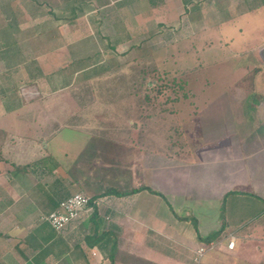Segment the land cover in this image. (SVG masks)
Instances as JSON below:
<instances>
[{
	"label": "crops",
	"instance_id": "obj_1",
	"mask_svg": "<svg viewBox=\"0 0 264 264\" xmlns=\"http://www.w3.org/2000/svg\"><path fill=\"white\" fill-rule=\"evenodd\" d=\"M48 52L51 68L53 48ZM263 52L264 46L252 53L257 64L242 69L234 84H212L209 98L192 100L193 130L189 122L183 128L185 143L192 147L174 171L167 156L155 163L150 153L136 150V159L132 156L128 167L119 168L124 175L115 181L119 194H95L98 218L91 219L89 212L61 233L28 225L27 218L40 216L44 208L53 210L76 193L74 185H83L72 173H59L56 160L73 168L79 157L95 155L105 141L72 128L59 131L56 124L53 131L63 105L53 92L70 84H53V70L39 59L50 83L32 88H39L44 99L18 100L13 107L9 96L0 97V129L8 136L2 152L8 153L5 159L12 158L0 160V264H198L196 250L209 242L216 248L199 264L264 262ZM26 112L32 116L24 119ZM40 115L51 118L50 128L30 122ZM100 182L95 184L99 189ZM135 188L150 190L123 195ZM180 216L193 218L196 226ZM216 231L220 234L209 240ZM5 235L19 237V257L4 256ZM92 235L97 243L91 246ZM231 235L236 238L233 250L227 248Z\"/></svg>",
	"mask_w": 264,
	"mask_h": 264
},
{
	"label": "rangeland",
	"instance_id": "obj_2",
	"mask_svg": "<svg viewBox=\"0 0 264 264\" xmlns=\"http://www.w3.org/2000/svg\"><path fill=\"white\" fill-rule=\"evenodd\" d=\"M262 46L264 0H0V97L9 96L13 107L44 99L32 88L50 83L39 59L53 70V84H70L53 92L63 104L53 131L55 124L59 131L72 128L102 139L104 147L70 169L53 160L59 173L83 181L73 184L74 192L95 197L118 189L119 168L136 159V150L155 163L167 156L174 171L192 147L183 134L184 124L193 123L192 100L209 98L212 84H234L242 69L257 64L252 53ZM50 120L40 115L30 122L45 130ZM7 139V133L0 138L3 149ZM50 210L27 218L28 225L51 231L44 221ZM17 237H4V256L19 257Z\"/></svg>",
	"mask_w": 264,
	"mask_h": 264
},
{
	"label": "built area",
	"instance_id": "obj_3",
	"mask_svg": "<svg viewBox=\"0 0 264 264\" xmlns=\"http://www.w3.org/2000/svg\"><path fill=\"white\" fill-rule=\"evenodd\" d=\"M91 197L84 192L73 193L70 197L60 202L58 207L44 217L52 229L61 233L71 225L83 218L86 212L92 211L90 206ZM216 243L209 242L202 244L196 250L195 262L200 263L202 258L210 251L216 248ZM236 245L235 236L231 235L227 243V248L233 250Z\"/></svg>",
	"mask_w": 264,
	"mask_h": 264
},
{
	"label": "trees",
	"instance_id": "obj_4",
	"mask_svg": "<svg viewBox=\"0 0 264 264\" xmlns=\"http://www.w3.org/2000/svg\"><path fill=\"white\" fill-rule=\"evenodd\" d=\"M57 127V126H56ZM58 128V127H57ZM5 136H6V132L5 131H3V130H1L0 129V138L3 140L4 138H5ZM2 142H1V140H0V160H4L3 159V157H2V149H3V146H2V144H1ZM142 189H149V188H135V189H133L131 192H126V193H124L123 195H125V194H129V193H135V192H137V191H140V190H142ZM150 190V189H149ZM116 194H119V192H116V190L115 189H111V188H109L108 190H106V191H104L102 194H101V196H105V195H116ZM96 196L95 197H91V202H90V206L93 208V213H92V215H91V219H97L98 218V216H97V206H96ZM60 203H58V205H59ZM58 205L54 208V209H56L57 207H58ZM53 209V210H54ZM53 210H51V211H53ZM51 211H49L48 212V214L51 212ZM93 217V218H92ZM178 219H180V220H188V221H192V223L196 226V222L193 220V218H190V217H182V216H180V217H178ZM47 223V222H46ZM98 225H99V223L98 222H94V226H95V230H97V227H98ZM220 234V231H216V232H213L212 234H211V236L209 237V240L210 239H215L218 235ZM96 236H91V238H90V244H91V246L93 245V243H97V239L95 238ZM263 264V263H262Z\"/></svg>",
	"mask_w": 264,
	"mask_h": 264
},
{
	"label": "water",
	"instance_id": "obj_5",
	"mask_svg": "<svg viewBox=\"0 0 264 264\" xmlns=\"http://www.w3.org/2000/svg\"><path fill=\"white\" fill-rule=\"evenodd\" d=\"M264 53V52H263Z\"/></svg>",
	"mask_w": 264,
	"mask_h": 264
}]
</instances>
